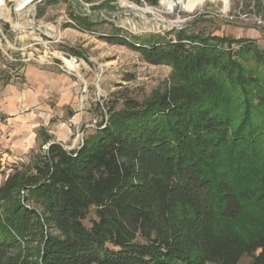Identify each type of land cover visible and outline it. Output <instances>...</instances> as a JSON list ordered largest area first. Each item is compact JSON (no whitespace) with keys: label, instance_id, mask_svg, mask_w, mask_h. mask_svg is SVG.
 I'll list each match as a JSON object with an SVG mask.
<instances>
[{"label":"trees","instance_id":"obj_1","mask_svg":"<svg viewBox=\"0 0 264 264\" xmlns=\"http://www.w3.org/2000/svg\"><path fill=\"white\" fill-rule=\"evenodd\" d=\"M105 39L172 81L77 148L39 130L48 148L0 184V264H264V51L185 30Z\"/></svg>","mask_w":264,"mask_h":264},{"label":"rangeland","instance_id":"obj_2","mask_svg":"<svg viewBox=\"0 0 264 264\" xmlns=\"http://www.w3.org/2000/svg\"><path fill=\"white\" fill-rule=\"evenodd\" d=\"M28 1L13 0L6 8L7 16L0 10V86L22 85L28 63L59 74L64 72L63 56L77 57L79 69L74 61H67L70 68L78 69L72 73L66 71L70 76L67 86L73 91L67 100L71 104L57 107L59 98L54 97L48 102L54 109V122H62L76 111L81 114L77 130L75 125L71 126L76 138L72 145L70 142L64 145L67 149L80 146L109 117L111 109L122 108L129 98L139 101L150 98L172 81L171 65L150 64L140 52L107 41V35L118 33L145 43L154 37L174 39L180 30H185L248 38L264 51V0H158L157 4L150 0H124L126 3L80 0L89 5L91 13L73 0H35L27 5ZM57 93L56 97L65 94ZM92 124L95 128L89 127ZM47 148H37L29 163H33L41 149ZM6 170L0 173L4 175ZM95 218L92 208L84 223L90 226ZM250 261L245 256L240 264Z\"/></svg>","mask_w":264,"mask_h":264},{"label":"crops","instance_id":"obj_3","mask_svg":"<svg viewBox=\"0 0 264 264\" xmlns=\"http://www.w3.org/2000/svg\"><path fill=\"white\" fill-rule=\"evenodd\" d=\"M63 70L64 72L56 74L49 70H42L36 64L28 63L25 66V82L22 85L10 83L7 86H0V90H2L0 114L3 116H1L3 118V135L0 138L2 146L0 170L7 169L4 175L0 173V177L3 179L0 184L14 167L30 162L31 154L41 147L38 134L42 127L53 135L56 142L63 145H68L67 142L72 145L75 141L76 135L72 132L71 126L75 125L77 130L81 119L80 112L76 111L77 113L75 112L73 116L62 122H54L52 120L54 109L48 103L49 98L54 97V99L59 98L57 107L63 108L65 105L71 104L67 100H70L73 91L67 86V81L70 78L68 73H72L73 70ZM56 83H59L57 85L59 88L55 85ZM49 85L53 86L48 89ZM57 90L65 92V94L62 97H56L59 95Z\"/></svg>","mask_w":264,"mask_h":264},{"label":"built area","instance_id":"obj_4","mask_svg":"<svg viewBox=\"0 0 264 264\" xmlns=\"http://www.w3.org/2000/svg\"><path fill=\"white\" fill-rule=\"evenodd\" d=\"M13 0H0V10H2V8L3 7H8V5H9V3H11ZM74 1V3H76V4H79V5H82V7L84 6L85 8H86V10H87V12H90L91 13V11L92 10H90V7H89V5L87 4H83V3H81V1L80 0H73ZM62 21L63 20H60L59 21V23L60 24H62ZM71 23H73V24H75L74 23V21L73 20H69ZM5 37V36H4ZM62 60H63V64H62V68H64L65 70H75V69H72V68H70L69 66H68V63H67V61H74V63H76V64H78L79 65V67H80V64H79V61H78V58L77 57H75V56H73V55H70L69 56V58H65L64 56L62 57ZM78 67V68H79ZM89 127H95V125L94 124H92V125H89ZM2 135H3V118L0 116V138L2 137ZM1 148H2V146H1V144H0V150H1Z\"/></svg>","mask_w":264,"mask_h":264},{"label":"bare ground","instance_id":"obj_5","mask_svg":"<svg viewBox=\"0 0 264 264\" xmlns=\"http://www.w3.org/2000/svg\"><path fill=\"white\" fill-rule=\"evenodd\" d=\"M4 1V0H3ZM33 1H35V0H29L28 2H27V5H29L30 3H32ZM24 5V4H23ZM26 5V6H27ZM25 7V6H24ZM23 8V7H22ZM146 10V9H145ZM147 11V10H146ZM2 13H3V15H8V9H6V7H3L2 8ZM5 16V17H6ZM156 22H159V20L158 19H156ZM72 61V60H71Z\"/></svg>","mask_w":264,"mask_h":264}]
</instances>
